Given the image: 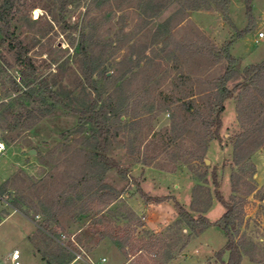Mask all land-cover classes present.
Listing matches in <instances>:
<instances>
[{"label": "rangeland", "instance_id": "rangeland-1", "mask_svg": "<svg viewBox=\"0 0 264 264\" xmlns=\"http://www.w3.org/2000/svg\"><path fill=\"white\" fill-rule=\"evenodd\" d=\"M251 5L247 14L245 0L223 4L210 0L195 10L186 9L185 0H14L10 30L29 47L38 74L54 81V88L70 84L79 75L76 48L82 38L96 54L101 51L102 68L125 99L121 119L126 125L120 127L108 155L126 169L127 176L110 169L104 181L115 189L116 197L100 207L96 197L89 199L82 215L73 207L61 211L57 219L49 212L35 215L32 206L40 201L50 206L64 188L68 162L60 153L63 144L71 149L79 146L80 136L67 133L77 126V117L57 106L30 129L0 130L1 136L13 138L4 142L12 148L0 155V177L9 172L7 178L15 176L0 200V219L5 212L10 214L0 223V254L16 246L23 264H58L68 250L48 233H64L65 243L73 238L90 249L95 232L102 230L101 224L92 222L105 213L110 223L127 229L131 242L140 248L135 254L128 248L124 264L163 262L169 249L178 255L168 264H220L215 252L226 242L220 227L211 225L190 235L184 224L180 230L175 225L176 203L195 215L204 210L210 221L222 215L225 208L214 194V170L219 193L227 201L234 198L240 209L241 264H264V143L249 156L253 168L234 165L232 145L246 126L238 121L233 97L224 101L221 140L209 141L203 153L197 151L201 157L195 156L191 151L200 148L204 131L200 117L187 109L192 104L194 110L208 112L205 100L228 64L220 49L228 42L231 48L238 32L250 31L244 35L247 40L229 48L231 55L247 57L264 51V40H250L253 33L264 32V0H252ZM12 44L13 40L0 43V101L13 97L15 83L20 81ZM236 60L240 73L243 68ZM96 78L101 80L99 75ZM238 81L239 76L229 80L227 87ZM29 149L35 153L29 154ZM139 190L152 199L143 198ZM156 197L163 200L157 202ZM12 200L25 210L30 206L28 216L12 213L17 211ZM47 218L55 232L43 228ZM34 226L31 239L38 248L36 254L20 241ZM117 249L110 244L100 247L108 258L105 264L119 262ZM227 254L222 258L226 260Z\"/></svg>", "mask_w": 264, "mask_h": 264}, {"label": "trees", "instance_id": "trees-1", "mask_svg": "<svg viewBox=\"0 0 264 264\" xmlns=\"http://www.w3.org/2000/svg\"><path fill=\"white\" fill-rule=\"evenodd\" d=\"M189 1L190 4H188ZM211 1L222 2V4L227 2V0ZM185 2L186 9L195 10L200 8L201 3L209 5L210 0L209 2L208 0H185ZM251 2L252 0H245L247 14L252 11ZM13 6L14 0H2L0 3V43L13 40L11 47L15 50L14 60L19 66L20 81L15 83L14 96L9 100L0 101V130L14 132L18 128L30 129L42 117L51 114L57 106L65 108L71 115L77 117V126L67 133L68 136H80L78 138L79 146L71 149L68 144H63L60 153H64L63 157H66L64 162H68L67 168L63 171L64 188L52 198L49 202L50 206L40 201L39 205L32 206V208L35 215L39 212H49L52 219H57L61 211L69 210L70 207H73L76 214L82 215L86 212L84 204L91 201L89 199L96 197V205L100 207L116 197L115 189L104 181L106 173L110 169H116L119 175L124 178L127 176L126 169L121 167L115 158L108 155L113 142L119 136L120 127L126 125L121 119L125 113L123 109L125 99L123 100L117 93L119 87L114 86L115 83L111 82V76L102 68L104 61L101 51L96 54L82 41L83 38L76 48L79 75L74 81H70L73 86L59 84L57 88H54V81L51 82L48 77L38 74L37 68L28 54L29 47L15 36L13 30H10ZM249 32V30L240 31L236 36L241 38ZM229 48L230 42L220 49L222 57L227 60L228 64L224 74L216 81L212 93L205 100L208 112L200 113L198 110H194L192 104H187V109L191 111V114L200 117V124L204 131L199 143L200 148L191 151V154L201 157L198 155V150L203 153L209 141L221 140L219 130L222 125L221 113L224 110V101L234 97L237 102L238 121L241 120L242 125L246 128L237 134L233 142L232 161L234 165L243 163L241 168L243 170L246 166L253 168L249 156L264 143V60L248 64L238 73L235 67L237 60L230 54ZM96 75L100 76L101 82L98 81ZM238 76L240 81L228 88L227 82ZM112 88L113 90H111ZM1 139L8 143L13 138L1 136ZM234 176L235 173H232L231 178ZM211 177L215 186V197L225 208L222 215L217 220L210 221L204 215V210H198V214L195 215L191 210L176 203L178 219L175 225L180 230L181 224H184L190 230V235L202 232L211 225L220 227L226 237V242L222 249L215 252V257L220 264H241L243 242L237 238L238 227L242 222L240 209L238 210L234 203V198H231L233 202L227 201L219 193L217 174L214 170L211 171ZM14 178L15 176L7 178L0 184V197L11 188ZM135 183L138 185V181L135 180ZM139 192L146 200L152 199L140 190ZM155 200L159 202L163 198L156 197ZM209 204L210 200L208 199L205 209ZM11 206L24 216H28V211L31 209L30 206L26 210L23 209V205L16 200L11 201ZM6 216H8L7 212L2 215V218ZM92 223L101 224L102 230L99 229L95 232L97 237L92 239L91 248L107 238L117 246L125 257L130 254L128 248L133 250V254L140 251V248L131 242L129 231L110 223L105 213L98 214ZM138 226L144 228L141 223ZM43 228L49 229L51 232L56 231L49 218L45 220ZM187 243L188 239L183 244ZM79 245L82 246L81 243ZM225 251L228 252L226 260L222 258ZM67 253V256H61L58 264L72 263V255ZM177 255L169 249L165 253L163 262L152 263L168 264ZM141 264L150 263L145 261Z\"/></svg>", "mask_w": 264, "mask_h": 264}, {"label": "crops", "instance_id": "crops-1", "mask_svg": "<svg viewBox=\"0 0 264 264\" xmlns=\"http://www.w3.org/2000/svg\"><path fill=\"white\" fill-rule=\"evenodd\" d=\"M246 36L241 37V38H238L236 41H234L233 44L231 45L230 51L233 50L235 48V46H237V44L240 41L243 42V41L247 40V37ZM256 39H257L256 43H258L261 40V39H258L257 38V34H254L253 33L252 34V38L250 40L255 43V40ZM232 55L240 61L241 68L245 67L248 64L257 63V62H260V61L264 60V51H261L258 55L251 54L250 56H247V57L246 56L239 55V54L238 55L232 54ZM10 148H12V146H10ZM10 148L9 147H6L5 150H8ZM4 153H5V151L2 153V155ZM9 173L5 174V176H4V173H2V175L0 177V183L3 182L7 178V176H8ZM13 212H16L17 213L19 211H12V213ZM7 217H5V218H7ZM5 218L0 219V223H2L5 220ZM31 223L34 225L33 222H31ZM35 229L36 228L34 226L33 229L31 231H29L28 234L23 235V237L20 239V241L21 242H24L25 241L26 242V245L28 246V248H30L31 251L36 254V253H38V251H37L38 248H37L36 245H34V243H33L34 241L31 239V236L36 232ZM106 244L107 245H109V244L110 245H114L109 239L106 238V239H103L99 244L95 245L94 247H92L90 249H85L84 247H83V249L94 260H98L100 257H105L106 260H105V262L102 263V264H105V263H107L108 258L106 257V255L100 253L99 249H100V247L105 246ZM114 246L117 248L116 245H114ZM14 248H18L20 250V253H21V249L19 247H16V246L12 247L8 252H6V254H4V255L0 254V264H4L5 262H9V254L12 251V249H14ZM118 253H119V258H118L119 259V262L117 264H124L125 261H126L125 255L121 251H119V250H118ZM183 254H186V253L183 252ZM20 257H21V255H20ZM183 257H186V256H183ZM21 262H22V259H21ZM46 263L49 264L48 262H46ZM71 264H85V263H83L81 261H72Z\"/></svg>", "mask_w": 264, "mask_h": 264}, {"label": "built area", "instance_id": "built-area-1", "mask_svg": "<svg viewBox=\"0 0 264 264\" xmlns=\"http://www.w3.org/2000/svg\"><path fill=\"white\" fill-rule=\"evenodd\" d=\"M257 38L264 40V32L259 31L257 32ZM6 145L1 139V134H0V154L3 153L5 150ZM0 200H2V197H0ZM48 235L53 238L55 241H57L62 247H64L68 252L72 255V261H81L85 264H102L105 262L106 258L105 257H100L98 260L92 259L82 248L81 245H79L78 242H76L73 238H71V241L69 243H65V234L60 233L58 235H53L51 233H48ZM21 253L18 248L12 249V251L9 254V264H22L21 262Z\"/></svg>", "mask_w": 264, "mask_h": 264}, {"label": "water", "instance_id": "water-1", "mask_svg": "<svg viewBox=\"0 0 264 264\" xmlns=\"http://www.w3.org/2000/svg\"><path fill=\"white\" fill-rule=\"evenodd\" d=\"M28 153H29V154H34L35 151H34L33 149H29V150H28Z\"/></svg>", "mask_w": 264, "mask_h": 264}]
</instances>
